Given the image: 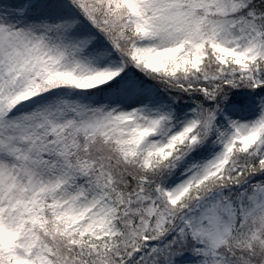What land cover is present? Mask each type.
<instances>
[{
  "label": "snow or ice",
  "instance_id": "obj_1",
  "mask_svg": "<svg viewBox=\"0 0 264 264\" xmlns=\"http://www.w3.org/2000/svg\"><path fill=\"white\" fill-rule=\"evenodd\" d=\"M0 264H264V0H0Z\"/></svg>",
  "mask_w": 264,
  "mask_h": 264
}]
</instances>
